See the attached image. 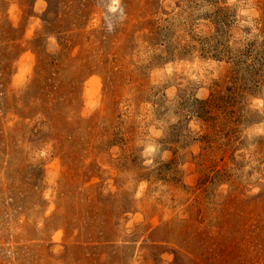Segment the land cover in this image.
I'll use <instances>...</instances> for the list:
<instances>
[{"label": "rangeland", "instance_id": "obj_1", "mask_svg": "<svg viewBox=\"0 0 264 264\" xmlns=\"http://www.w3.org/2000/svg\"><path fill=\"white\" fill-rule=\"evenodd\" d=\"M0 264H264V0H0Z\"/></svg>", "mask_w": 264, "mask_h": 264}]
</instances>
